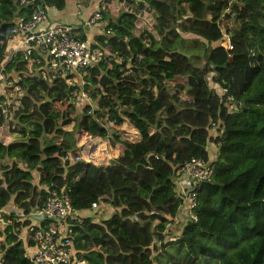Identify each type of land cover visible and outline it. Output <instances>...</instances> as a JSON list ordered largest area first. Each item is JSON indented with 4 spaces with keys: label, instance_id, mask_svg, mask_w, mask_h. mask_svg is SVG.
Wrapping results in <instances>:
<instances>
[{
    "label": "trees",
    "instance_id": "trees-1",
    "mask_svg": "<svg viewBox=\"0 0 264 264\" xmlns=\"http://www.w3.org/2000/svg\"><path fill=\"white\" fill-rule=\"evenodd\" d=\"M67 2L77 14L89 0H0V61L19 17ZM97 7L93 43L107 49L78 72L82 85L40 74L34 54L5 66L23 93L10 117L0 106V264H29L20 234L37 224L26 215L62 186L86 264H264V0ZM81 89L94 106L76 109ZM191 157L212 168L193 189L195 219L179 215L173 183Z\"/></svg>",
    "mask_w": 264,
    "mask_h": 264
},
{
    "label": "built area",
    "instance_id": "built-area-1",
    "mask_svg": "<svg viewBox=\"0 0 264 264\" xmlns=\"http://www.w3.org/2000/svg\"><path fill=\"white\" fill-rule=\"evenodd\" d=\"M99 18L100 12L97 6L88 18L76 23L49 21L42 10L32 12L26 20L19 17L14 35L8 40L0 61L1 113L8 114L10 117L9 105L13 99L19 98L23 93L21 86L16 83L19 76L13 78L12 73L9 74L5 70L6 64L18 51L23 54L24 59L34 54V58L29 60L33 63H41L40 70L37 69L38 66L34 68L40 74L47 71L49 78L52 79L58 73L61 76L73 73L76 83L82 85L78 72L81 69L93 67L105 53L106 47L78 39L77 29L90 28ZM225 47L230 48V45L226 42ZM73 95L75 100H86L82 89ZM7 123L5 122L1 127L6 126ZM211 172L212 168L209 164L196 157H191L175 168L178 176L173 178V183L175 193L181 199L180 216L184 217L183 215L187 214L195 219V215L191 212V208L195 205L193 189L201 182L209 180ZM89 208L101 210L105 207L91 202ZM17 214L21 218L25 217L21 212ZM26 216L34 219L37 224L35 226L31 223L27 226L25 233L28 232L29 236L20 234V239L24 243L23 256L29 264H86L84 259L75 255L71 246V226L68 220L79 221V216L71 207L66 188L62 186L58 192L52 189L41 205L29 211ZM9 222V219L0 218V228ZM28 241L30 244H27Z\"/></svg>",
    "mask_w": 264,
    "mask_h": 264
},
{
    "label": "crops",
    "instance_id": "crops-1",
    "mask_svg": "<svg viewBox=\"0 0 264 264\" xmlns=\"http://www.w3.org/2000/svg\"><path fill=\"white\" fill-rule=\"evenodd\" d=\"M98 1L99 0H89L88 4L77 14L75 6L71 2H67L65 8L61 11H57L53 8H47L45 10V15L49 21L76 23L88 16V14L95 9ZM101 29L102 27H100V22L94 24L90 28H84L83 33L85 35L86 41L93 42L94 35L101 33Z\"/></svg>",
    "mask_w": 264,
    "mask_h": 264
},
{
    "label": "rangeland",
    "instance_id": "rangeland-1",
    "mask_svg": "<svg viewBox=\"0 0 264 264\" xmlns=\"http://www.w3.org/2000/svg\"><path fill=\"white\" fill-rule=\"evenodd\" d=\"M83 7H84V6H83ZM83 7H81V8L79 9V11H81V9H82ZM83 19H86V18H83ZM185 36H186V35H185ZM185 36H184V37H185ZM187 37H188V36H187ZM106 49H107V48H106ZM94 62H95V60H94ZM94 62H93V63H94ZM92 65H93V64H92ZM78 83H79V81H78ZM216 90H217L219 93H221V91L219 90V88H216ZM85 103H89L91 106H94V105H95V101L91 100V99L88 98V97H86V100H83V99H76V100H75V107H76V109L79 110V109H80ZM5 127H6V126H4V127H0V129L4 130ZM87 142H88V141H87ZM208 146H209V145H208ZM209 147H210V149H209L208 151L210 152V154H212V152H213L212 146H209ZM32 174H33V177L36 176L35 173H32ZM34 181H36V180H34ZM11 207H12V205L9 204L7 207L3 208V210L5 211V213H8V212L10 211ZM101 215H102V213H101L100 211H97V213H95V218H100ZM183 220H185V219H183ZM173 233L176 234L177 232H175L174 230L171 229V231H169V233L166 234L167 238H171V237L174 235Z\"/></svg>",
    "mask_w": 264,
    "mask_h": 264
}]
</instances>
